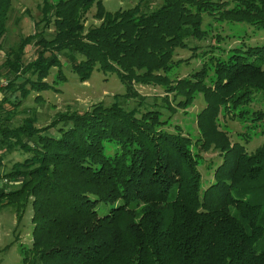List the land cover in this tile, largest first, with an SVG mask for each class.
Here are the masks:
<instances>
[{"label": "trees", "instance_id": "trees-1", "mask_svg": "<svg viewBox=\"0 0 264 264\" xmlns=\"http://www.w3.org/2000/svg\"><path fill=\"white\" fill-rule=\"evenodd\" d=\"M154 1L160 5L150 8ZM10 2L0 0V46ZM102 2L43 0L36 32L6 54L0 166L10 152L26 157L0 172V180L18 185L0 187V209L14 208L17 222L32 209L31 244L19 245L22 263L264 264V142L248 153L229 141L218 119L247 123L240 135L246 142L248 129L264 134V112L248 107L256 96L264 100V41H245L249 28L264 32V0H138L114 12ZM92 7L99 24L85 28ZM205 16L242 26V34L231 35L239 43L221 47L228 36L203 28ZM207 38L216 44L200 55V70L171 79L184 62L173 60L175 51ZM30 45L35 56L24 63ZM190 49L197 57L198 46ZM65 66L81 82L95 70L115 74L122 97L137 107L98 104L58 113L43 127L28 118L11 128L31 92L42 102L40 93L66 81ZM133 84L160 87L172 113L201 95L199 135L168 131L170 118L142 109ZM210 150L221 162L208 165L212 179L203 182L201 152Z\"/></svg>", "mask_w": 264, "mask_h": 264}, {"label": "rangeland", "instance_id": "rangeland-1", "mask_svg": "<svg viewBox=\"0 0 264 264\" xmlns=\"http://www.w3.org/2000/svg\"><path fill=\"white\" fill-rule=\"evenodd\" d=\"M138 0H103V6L106 11L114 12L116 10H125L133 7ZM229 1L230 0H222ZM43 5V0H11L10 8L6 20V34L0 46V103L4 97H8V93L4 92V87L7 84L6 69L3 67L6 59V54L9 49L15 48L20 40L31 36L36 32L35 23L41 20L40 8ZM160 5L159 1L150 3V8ZM95 7H92L85 16V28L98 25L99 22L94 19ZM203 28H210L212 35L216 33L227 37L224 42L219 45L223 48L233 47L238 44L239 40L231 35L242 34L244 28L242 26H235L229 24L219 25L208 17H204ZM41 25L37 28L40 30ZM247 36L245 41L250 45H259L264 41V32H252L247 29ZM215 45L212 38H207L203 41L188 40L186 49H177L174 53L173 60H182L187 63H182L178 68H175L170 74L171 79L185 78L200 70L203 59L200 55L208 50L209 45ZM198 46L197 57H193V48ZM35 56V47L33 45L27 46L22 57V61L27 63ZM66 81L55 86V90L45 91L40 93L42 102L34 101L37 96L36 93L31 92L24 100L15 116L10 123V127H18L25 119L34 118L36 126L43 127L48 125L54 117L65 111H85L92 107L102 104L103 106H110L117 102L120 107L128 111L137 107L138 101L123 98L124 86L119 82L115 74H103L100 71H93L90 78L85 81H79L76 74H74L69 66L63 68ZM55 70H52V75ZM52 75L46 80L51 83ZM133 90L139 95L138 100L142 102V109L159 110L163 119L169 117L171 125L167 128L168 131L173 132V127H179L183 134H190L196 138L198 128L196 124V115L205 108L206 104L201 95L196 96L191 105L185 109L177 108L176 113L170 112L166 108L164 101L165 92L160 87L151 85L133 84ZM167 103L173 105L171 96H168ZM248 107L254 111L264 112V100L261 96H256L252 102L248 103ZM221 127L226 130L227 136L231 143L238 142L244 146L246 152H253L258 146L264 142V134L261 133V127L257 130H249L250 138L246 142L244 134L247 123L231 119L230 116L222 114L218 115ZM203 164L199 167L203 182L212 179V170L207 169L210 164H219L221 158L217 151L210 150L201 152ZM26 155L20 151H14L4 156L0 172H6L10 166L17 161H22ZM3 186L5 190L14 189L18 185L13 180H0V187ZM108 207L103 206L102 213L107 212ZM32 209L27 207L21 220L17 222L15 210L12 207L0 209V264H23L19 254V245L28 247L31 244V223ZM16 239V241H15ZM14 242V243H13ZM7 247L5 250H3Z\"/></svg>", "mask_w": 264, "mask_h": 264}]
</instances>
